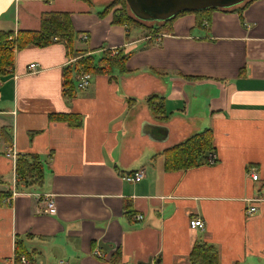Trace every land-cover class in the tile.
<instances>
[{"label":"crops","instance_id":"0c3cea01","mask_svg":"<svg viewBox=\"0 0 264 264\" xmlns=\"http://www.w3.org/2000/svg\"><path fill=\"white\" fill-rule=\"evenodd\" d=\"M111 1L0 0V30H37L44 12L69 11L89 35L77 49L130 52L126 73L92 75L72 100L63 96V72L75 57L63 43L16 53L0 83V192L11 182L5 154L13 143L20 155H39L45 182L11 204L0 199V262L23 238L32 264H113L117 249L121 264H191L199 241L218 247L221 264H264V0L241 12L213 9L200 25L196 14H181L159 45L141 27L113 24L112 12L100 15ZM152 94L165 97L166 119L149 110ZM54 113H78L83 123ZM208 128L216 161L167 171L164 150ZM140 169L141 181L122 178ZM47 193L56 215L37 211V194ZM194 218L205 228H192ZM97 248L106 255L94 256Z\"/></svg>","mask_w":264,"mask_h":264},{"label":"trees","instance_id":"16d2710c","mask_svg":"<svg viewBox=\"0 0 264 264\" xmlns=\"http://www.w3.org/2000/svg\"><path fill=\"white\" fill-rule=\"evenodd\" d=\"M249 1L230 7L241 12V6ZM230 8H208L200 11H185L166 21H143L132 14L126 0H112L101 11L100 15L113 13V24L124 25L128 31L132 28L141 27L145 29L146 35L157 42L160 34L173 31V21L176 17L185 13H194L197 23L210 20V12L213 9ZM83 33L74 27L72 13L69 11H46L41 15L40 28L37 30L21 29L17 31L0 30V83L13 73L15 67L16 53L30 45L41 48L48 47L56 42L64 44L67 52L73 53L74 62L68 64L63 72V96L66 100H72L77 94V83L80 78L89 73L91 75H109L116 77V73L123 74L128 71L127 63L130 52L123 47L107 48L101 47L102 53L97 55L95 50L77 49L76 42L79 35ZM57 37L58 40H54ZM135 102V98H129ZM146 104L151 112L157 117L167 118L165 97L152 94L146 98ZM50 118L57 121L67 122L74 127H80L83 118L78 113L51 114ZM216 149L213 130L208 128L190 135L185 140L176 143L163 152L165 156V169L167 171H179L210 164V154ZM17 189L18 191L35 190L41 188L45 182V165L37 154H23L17 160ZM2 193V192H1ZM11 194L8 189L3 192L2 197ZM16 255L25 254L32 258L33 251H29L25 239L17 238L15 242ZM191 264H221L220 252L216 245L206 242H196L189 255ZM113 264H121L122 252L117 249L111 255Z\"/></svg>","mask_w":264,"mask_h":264},{"label":"built area","instance_id":"2783aa9c","mask_svg":"<svg viewBox=\"0 0 264 264\" xmlns=\"http://www.w3.org/2000/svg\"><path fill=\"white\" fill-rule=\"evenodd\" d=\"M16 33L17 32H15V36L17 35ZM166 34L167 33L159 35V37L157 38V45L162 43V40ZM88 39H89V35L85 32L79 35L80 41H88ZM54 40H58V38L55 37ZM29 68L31 69V71H29L30 73L37 72L38 64L33 63L30 65ZM91 77L92 75L89 73L84 74L77 83L78 89H86L90 85ZM5 155L12 163V175H11V182L9 184V189L11 190V194L8 196L2 197L1 195L2 193L0 192V199L4 203L11 204L12 200L20 193V191H18L17 189V182H18L17 160L19 157V152L16 148L15 143H13L10 146V149L6 152ZM216 157L217 156L214 152L210 154V158H209L210 164H213L216 161ZM249 174L253 180H259V174L257 171L251 170ZM144 177H145V171L143 169L134 171L132 173H127L122 176V178L125 181L131 182V183L139 182ZM37 195L38 197L42 198L41 200L42 206L39 207L37 210L39 213L50 214V215H56L58 213L54 194L47 193V194H37ZM259 200H261V198L255 199V201H259ZM257 210H258V207L256 205H252L249 207L248 213L252 214L256 212ZM143 218H144L143 215L135 216V220H141ZM190 224L192 228H201V229L205 228V221L202 218H194L191 220ZM93 255L97 257H104L106 254L100 248H97L94 250ZM4 264H32V260L29 259L28 256H26L25 254L18 255V256L15 254L11 258L5 260Z\"/></svg>","mask_w":264,"mask_h":264},{"label":"water","instance_id":"95a60500","mask_svg":"<svg viewBox=\"0 0 264 264\" xmlns=\"http://www.w3.org/2000/svg\"><path fill=\"white\" fill-rule=\"evenodd\" d=\"M137 18L143 21H166L181 12L211 7L230 8L246 0H126ZM0 264H2L0 262Z\"/></svg>","mask_w":264,"mask_h":264},{"label":"rangeland","instance_id":"374dc122","mask_svg":"<svg viewBox=\"0 0 264 264\" xmlns=\"http://www.w3.org/2000/svg\"><path fill=\"white\" fill-rule=\"evenodd\" d=\"M89 2V1H88ZM91 2V1H90ZM80 4H83L82 6L84 7V6H87L86 5V3H84V2H81ZM85 9V10H84ZM84 9H81L80 11H81V13H83V11H85L87 14H96V11H95V9H94V7H90L89 9L87 8V7H85ZM104 10V8H102L101 9V11H103ZM117 25H120V24H117ZM84 42H86V41H84ZM84 45H85V43H84Z\"/></svg>","mask_w":264,"mask_h":264}]
</instances>
